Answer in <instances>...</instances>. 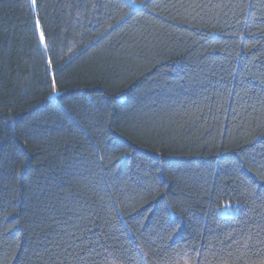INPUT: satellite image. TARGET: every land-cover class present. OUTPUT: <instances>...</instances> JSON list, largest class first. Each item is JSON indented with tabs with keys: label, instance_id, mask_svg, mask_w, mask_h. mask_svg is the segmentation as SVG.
Here are the masks:
<instances>
[{
	"label": "trees",
	"instance_id": "16d2710c",
	"mask_svg": "<svg viewBox=\"0 0 264 264\" xmlns=\"http://www.w3.org/2000/svg\"><path fill=\"white\" fill-rule=\"evenodd\" d=\"M0 264H264V0H0Z\"/></svg>",
	"mask_w": 264,
	"mask_h": 264
}]
</instances>
